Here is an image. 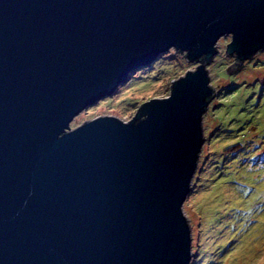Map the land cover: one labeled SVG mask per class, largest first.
<instances>
[{
	"label": "water",
	"instance_id": "1",
	"mask_svg": "<svg viewBox=\"0 0 264 264\" xmlns=\"http://www.w3.org/2000/svg\"><path fill=\"white\" fill-rule=\"evenodd\" d=\"M223 37L229 75L264 51V0H0V264H191ZM169 50L196 67L166 97L70 128Z\"/></svg>",
	"mask_w": 264,
	"mask_h": 264
},
{
	"label": "rangeland",
	"instance_id": "2",
	"mask_svg": "<svg viewBox=\"0 0 264 264\" xmlns=\"http://www.w3.org/2000/svg\"><path fill=\"white\" fill-rule=\"evenodd\" d=\"M229 41H218L207 66L216 95L202 118L204 142L182 207L197 254L191 264H264V51L228 75L225 69L234 63L224 53ZM182 55L169 50L130 73L126 84L82 111L70 128L102 116L127 122L143 102L166 97L172 78L196 67Z\"/></svg>",
	"mask_w": 264,
	"mask_h": 264
},
{
	"label": "trees",
	"instance_id": "3",
	"mask_svg": "<svg viewBox=\"0 0 264 264\" xmlns=\"http://www.w3.org/2000/svg\"><path fill=\"white\" fill-rule=\"evenodd\" d=\"M159 58V57H158ZM155 62V61H154ZM153 62V63H154ZM152 63V64H153ZM151 64V65H152ZM151 65H149V66H151ZM149 66H147V67H149ZM141 69H143V68H141ZM240 69V68H239ZM133 73V72H132ZM174 78H172V80H173ZM263 80H264V78H263ZM129 81V80H128ZM238 145H234V146H232V147H230V148H228L227 149V151H230V150H232V149H235L236 147H237ZM193 181V180H192ZM192 252H193V259H195L196 258V256H197V254L194 252V248L192 249ZM192 264H194V262L192 263Z\"/></svg>",
	"mask_w": 264,
	"mask_h": 264
}]
</instances>
